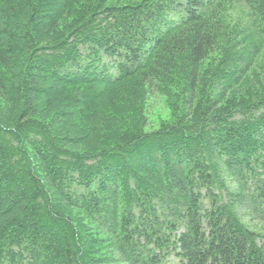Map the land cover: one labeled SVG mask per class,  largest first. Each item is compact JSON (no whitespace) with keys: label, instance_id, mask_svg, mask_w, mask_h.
<instances>
[{"label":"trees","instance_id":"trees-1","mask_svg":"<svg viewBox=\"0 0 264 264\" xmlns=\"http://www.w3.org/2000/svg\"><path fill=\"white\" fill-rule=\"evenodd\" d=\"M170 261L264 264V0H0V264Z\"/></svg>","mask_w":264,"mask_h":264},{"label":"rangeland","instance_id":"rangeland-1","mask_svg":"<svg viewBox=\"0 0 264 264\" xmlns=\"http://www.w3.org/2000/svg\"><path fill=\"white\" fill-rule=\"evenodd\" d=\"M150 103H151L150 104V113H149L150 123L156 121V117L166 119V117H167L166 115L168 114V111L166 109L164 99L162 97H155L154 96L153 99H151ZM169 264H176V262L170 261Z\"/></svg>","mask_w":264,"mask_h":264}]
</instances>
